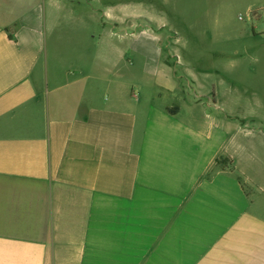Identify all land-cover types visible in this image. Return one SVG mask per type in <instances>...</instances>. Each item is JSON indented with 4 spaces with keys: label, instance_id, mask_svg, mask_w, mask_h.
I'll list each match as a JSON object with an SVG mask.
<instances>
[{
    "label": "crops",
    "instance_id": "crops-1",
    "mask_svg": "<svg viewBox=\"0 0 264 264\" xmlns=\"http://www.w3.org/2000/svg\"><path fill=\"white\" fill-rule=\"evenodd\" d=\"M102 17L0 0V264H264V114Z\"/></svg>",
    "mask_w": 264,
    "mask_h": 264
},
{
    "label": "rangeland",
    "instance_id": "rangeland-1",
    "mask_svg": "<svg viewBox=\"0 0 264 264\" xmlns=\"http://www.w3.org/2000/svg\"><path fill=\"white\" fill-rule=\"evenodd\" d=\"M85 3L87 10L96 7L103 15V40H119L110 36L111 31L132 28V41L156 42L163 57L177 59V69L168 61L175 69L177 88H188L190 81L192 88L218 94L227 111H245L253 121L264 114V0ZM131 56L128 58L138 72L139 56Z\"/></svg>",
    "mask_w": 264,
    "mask_h": 264
}]
</instances>
